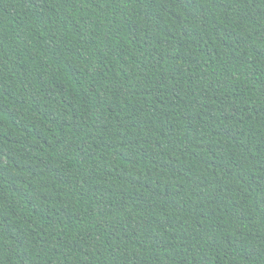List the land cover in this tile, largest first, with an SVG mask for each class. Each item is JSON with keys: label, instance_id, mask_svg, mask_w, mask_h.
<instances>
[{"label": "trees", "instance_id": "1", "mask_svg": "<svg viewBox=\"0 0 264 264\" xmlns=\"http://www.w3.org/2000/svg\"><path fill=\"white\" fill-rule=\"evenodd\" d=\"M0 264H264V0H0Z\"/></svg>", "mask_w": 264, "mask_h": 264}]
</instances>
